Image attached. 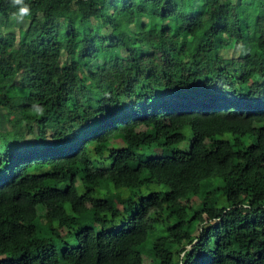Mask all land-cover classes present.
<instances>
[{
	"label": "trees",
	"instance_id": "trees-1",
	"mask_svg": "<svg viewBox=\"0 0 264 264\" xmlns=\"http://www.w3.org/2000/svg\"><path fill=\"white\" fill-rule=\"evenodd\" d=\"M141 1L0 0V264H264V0Z\"/></svg>",
	"mask_w": 264,
	"mask_h": 264
},
{
	"label": "rangeland",
	"instance_id": "rangeland-1",
	"mask_svg": "<svg viewBox=\"0 0 264 264\" xmlns=\"http://www.w3.org/2000/svg\"><path fill=\"white\" fill-rule=\"evenodd\" d=\"M178 2V4H181L182 6L186 5L187 4V1L188 2H191L192 4H195L197 1L199 0H176ZM228 2L230 1H233L235 2L236 0H226ZM141 3H145V0H142ZM248 13L250 9V5H248ZM242 15V13H241ZM4 19V18H3ZM144 20H147L148 18L144 17L143 18ZM156 17L152 20H155ZM223 19V18H222ZM3 21V22H2ZM149 21V19H148ZM231 22L232 21H225L223 23V25H226L227 27H231ZM27 26V21L24 19L23 22H17V20L14 18V15L12 17H10V19L8 20H2L1 19V15H0V33H6V32H10V31H13L16 36H19L21 30H24ZM31 36V35H30ZM221 54L223 55L224 59H225V62L227 65H230V64H233L234 60H233V57H234V52L232 50H224L221 52ZM186 132V136L187 138H189L190 136V132L189 131H185ZM189 147V140L186 139L184 142L180 143L178 145V148L184 150V149H188ZM147 155L150 154V152H146ZM153 190L155 191H158V190H165L164 187H159V186H152ZM150 189H147L146 187L142 188L141 189V194L142 195H145ZM122 195L126 196L127 195V191L125 190H121L120 191ZM100 192H97V195H99ZM101 197V196H100ZM89 218V214L86 215L85 217V222L88 220ZM163 223H160V224H157L155 226V231L152 232L150 234V236L148 237V242L145 244L146 247H150L151 246V243L157 236L161 235L162 232L161 230H163ZM143 252H145V249L143 250ZM143 255V262L144 264H150V261H151V257L150 256H147L146 254H142Z\"/></svg>",
	"mask_w": 264,
	"mask_h": 264
},
{
	"label": "clouds",
	"instance_id": "clouds-1",
	"mask_svg": "<svg viewBox=\"0 0 264 264\" xmlns=\"http://www.w3.org/2000/svg\"><path fill=\"white\" fill-rule=\"evenodd\" d=\"M11 2L13 5H20V4H22L23 0H11ZM13 15H14V18L17 20V22H23L24 17L29 15V9L27 6L21 7V8H19V12L14 13ZM32 111L37 116H43L44 115V108L43 107L33 105Z\"/></svg>",
	"mask_w": 264,
	"mask_h": 264
},
{
	"label": "built area",
	"instance_id": "built-area-1",
	"mask_svg": "<svg viewBox=\"0 0 264 264\" xmlns=\"http://www.w3.org/2000/svg\"><path fill=\"white\" fill-rule=\"evenodd\" d=\"M74 1H78V0H74Z\"/></svg>",
	"mask_w": 264,
	"mask_h": 264
}]
</instances>
